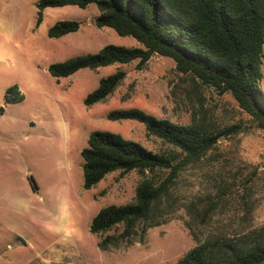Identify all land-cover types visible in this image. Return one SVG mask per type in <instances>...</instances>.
I'll list each match as a JSON object with an SVG mask.
<instances>
[{
  "label": "rangeland",
  "instance_id": "1",
  "mask_svg": "<svg viewBox=\"0 0 264 264\" xmlns=\"http://www.w3.org/2000/svg\"><path fill=\"white\" fill-rule=\"evenodd\" d=\"M37 1L0 0V264H175L196 244L194 237L264 224V130L250 124L229 93L179 73L171 58L157 54L142 68L137 61L115 63L56 79L47 69L52 63L96 53L106 44H142L110 27H97L95 4L48 7L38 22ZM59 20L80 21V29L49 37L48 29ZM117 69L125 71L122 82L105 101L87 107V94ZM261 73L264 93V43ZM11 86L23 94L21 101H5ZM131 107L215 132L240 129L229 138L220 135L206 155L180 167L154 211L159 224H140L130 244L120 241L106 251L90 232V222L107 205L133 201L143 175L116 170L85 189L81 151L89 134L110 131L171 155L174 163L182 157L177 148L148 134L143 123L106 116ZM168 173L148 175L159 182ZM209 192L225 196L202 223L196 211L207 206ZM122 229L116 225L103 236Z\"/></svg>",
  "mask_w": 264,
  "mask_h": 264
},
{
  "label": "trees",
  "instance_id": "2",
  "mask_svg": "<svg viewBox=\"0 0 264 264\" xmlns=\"http://www.w3.org/2000/svg\"><path fill=\"white\" fill-rule=\"evenodd\" d=\"M95 4L97 27H110L121 36H132L141 47L104 45L96 53H82L48 66L56 79L81 68L97 69L110 64L137 61L142 68L153 54L171 58L176 70L189 75L218 93H229L251 119V125L264 130V93L260 88L264 43V0H38V22L48 7L75 5L86 8ZM81 22L59 20L48 29V36L59 38L78 31ZM125 77V71L102 77L98 86L87 94V107L105 101ZM23 94L17 86L5 91L6 102H18ZM111 120L134 119L144 124L148 134L155 135L179 150L182 157L155 152L120 134L97 130L89 134L82 149L83 187L91 189L108 173L137 170L143 175L135 189L134 200L101 208L90 222L102 250L117 246L136 234V228L160 223L154 211L168 194L169 184L186 162L206 155L218 143L240 127L210 130L197 122L182 124L159 118L139 107L108 111ZM169 170L159 182L148 175ZM224 192H209L207 206L196 211L200 221H207ZM248 205L247 195L243 196ZM196 208V206H195ZM206 217V218H205ZM122 224L118 234L103 233ZM196 244L175 264H264V224L250 225L234 234L211 232L205 238L194 237Z\"/></svg>",
  "mask_w": 264,
  "mask_h": 264
}]
</instances>
